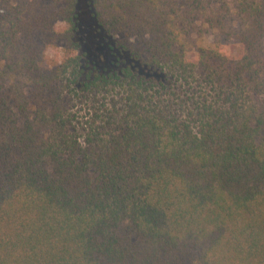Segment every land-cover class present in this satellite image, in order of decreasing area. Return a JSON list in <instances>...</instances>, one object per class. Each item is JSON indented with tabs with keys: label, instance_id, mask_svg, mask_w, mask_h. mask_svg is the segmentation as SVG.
Returning <instances> with one entry per match:
<instances>
[{
	"label": "trees",
	"instance_id": "trees-1",
	"mask_svg": "<svg viewBox=\"0 0 264 264\" xmlns=\"http://www.w3.org/2000/svg\"><path fill=\"white\" fill-rule=\"evenodd\" d=\"M87 1L0 0V264H264V0Z\"/></svg>",
	"mask_w": 264,
	"mask_h": 264
},
{
	"label": "rangeland",
	"instance_id": "rangeland-1",
	"mask_svg": "<svg viewBox=\"0 0 264 264\" xmlns=\"http://www.w3.org/2000/svg\"><path fill=\"white\" fill-rule=\"evenodd\" d=\"M80 11H81V21H80V27H82V31L84 33H89L91 31L92 26V20L90 18V12H89V5L87 0H80ZM230 7L235 9L236 0H227ZM57 28L63 29L65 27V24L63 22H57L56 24ZM211 41V39L208 40V43ZM224 49L229 54H238L241 51V47L238 44L237 41L231 40L229 42H226L223 44ZM62 58V53L59 49L52 50L48 54L49 61L52 62H58Z\"/></svg>",
	"mask_w": 264,
	"mask_h": 264
}]
</instances>
